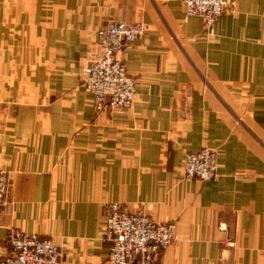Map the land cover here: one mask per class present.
Returning <instances> with one entry per match:
<instances>
[{
    "label": "crops",
    "instance_id": "obj_1",
    "mask_svg": "<svg viewBox=\"0 0 264 264\" xmlns=\"http://www.w3.org/2000/svg\"><path fill=\"white\" fill-rule=\"evenodd\" d=\"M224 1L207 32L182 0H0V260L17 228L62 264H111L117 203L176 223L156 264H264V0ZM111 20L148 31L118 54L133 106L95 111L82 77ZM202 148L218 177L185 179Z\"/></svg>",
    "mask_w": 264,
    "mask_h": 264
},
{
    "label": "built area",
    "instance_id": "obj_2",
    "mask_svg": "<svg viewBox=\"0 0 264 264\" xmlns=\"http://www.w3.org/2000/svg\"><path fill=\"white\" fill-rule=\"evenodd\" d=\"M187 16L201 18L210 32L225 9L224 0H182ZM148 31L144 23L111 20L101 36L102 52L84 70L82 88L95 111L129 109L135 102L136 80L118 54ZM217 152L202 148L183 157L185 179L201 182L218 177ZM8 172L0 169V223L10 193ZM176 239L175 222H156L143 212H132L117 203L105 207L101 240L108 243L111 264H156L161 252ZM9 254L0 264H62L59 247L17 228L9 229L4 240Z\"/></svg>",
    "mask_w": 264,
    "mask_h": 264
}]
</instances>
